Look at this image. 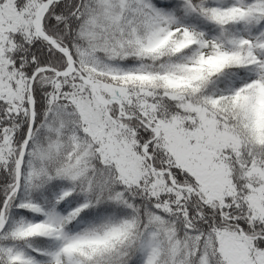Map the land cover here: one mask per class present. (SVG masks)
<instances>
[{"label":"snow or ice","instance_id":"6c2138e0","mask_svg":"<svg viewBox=\"0 0 264 264\" xmlns=\"http://www.w3.org/2000/svg\"><path fill=\"white\" fill-rule=\"evenodd\" d=\"M0 264H264V0H0Z\"/></svg>","mask_w":264,"mask_h":264}]
</instances>
